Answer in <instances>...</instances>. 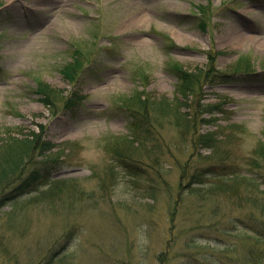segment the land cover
I'll return each mask as SVG.
<instances>
[{
  "label": "rangeland",
  "instance_id": "1",
  "mask_svg": "<svg viewBox=\"0 0 264 264\" xmlns=\"http://www.w3.org/2000/svg\"><path fill=\"white\" fill-rule=\"evenodd\" d=\"M78 49L75 84L62 71ZM210 54L226 81L184 112L202 96L213 114L197 130L163 117L135 131L129 99L187 102L173 68L196 73ZM40 83L82 103L54 113ZM7 132L54 148L26 165L30 192L0 190V264H244L252 249L264 261V0H0ZM208 133L215 147L198 141Z\"/></svg>",
  "mask_w": 264,
  "mask_h": 264
},
{
  "label": "trees",
  "instance_id": "2",
  "mask_svg": "<svg viewBox=\"0 0 264 264\" xmlns=\"http://www.w3.org/2000/svg\"><path fill=\"white\" fill-rule=\"evenodd\" d=\"M216 55L210 54V65L206 69L199 70L196 73H190L182 70L181 68H173L175 74L180 81V92L183 96H187V102H182L177 99L175 101H170L169 99L160 100L159 97L153 96L147 92H141L129 99L128 108L131 112V116L134 120L138 122L139 127H135V131L140 128V126L148 123H153V120L160 122L163 117L172 118V121L176 123L184 122L185 125L197 130V120L199 117L204 116L206 113L213 114V111L209 109L208 105L201 104L202 96L200 97V102L196 106V110L199 111L196 115L191 114L192 105L189 104L191 101L189 98L201 95L200 89L206 83L210 82H224L226 81L225 75H220L216 71L215 58ZM85 54L79 49L75 52L73 57V62L69 63L64 69L63 74L67 80L72 83L78 84L84 72L82 58ZM249 65H246V61L239 62L234 71L237 75L249 76L252 75L251 69H248ZM39 93L41 95V101L51 108L54 113H57V108L59 103L68 111L76 110L82 103L83 96L79 94V91L71 93L66 96L63 91L53 89L44 83L39 84ZM194 110V111H196ZM197 119V120H196ZM138 138L137 132L134 135ZM198 141L203 143L207 147H215L218 140L215 133H208L201 135ZM201 143V144H202ZM54 145L51 142L44 141L42 134L33 132L31 135H21L15 136L13 132L5 133V137H0V190L6 189L16 182H20L14 190L9 192L8 196L5 198L17 199L18 197L25 195L31 190V180L36 179L37 176L31 173L29 178L24 180V172L26 165L29 164L37 155L45 156L46 152L52 150ZM262 155L264 154V146L262 147ZM202 176L198 175L194 177L192 185H199L202 181ZM0 203H4V198L0 199ZM259 236L264 237V231H260ZM167 254H163L160 257V264H167L168 258ZM250 257L253 262H245L244 264H264L263 256L260 251L251 250ZM243 264V263H242Z\"/></svg>",
  "mask_w": 264,
  "mask_h": 264
}]
</instances>
